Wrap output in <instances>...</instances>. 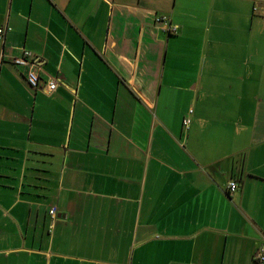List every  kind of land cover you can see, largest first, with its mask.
I'll use <instances>...</instances> for the list:
<instances>
[{
	"label": "crops",
	"instance_id": "crops-1",
	"mask_svg": "<svg viewBox=\"0 0 264 264\" xmlns=\"http://www.w3.org/2000/svg\"><path fill=\"white\" fill-rule=\"evenodd\" d=\"M0 27V264H259L264 0H0Z\"/></svg>",
	"mask_w": 264,
	"mask_h": 264
},
{
	"label": "built area",
	"instance_id": "built-area-1",
	"mask_svg": "<svg viewBox=\"0 0 264 264\" xmlns=\"http://www.w3.org/2000/svg\"><path fill=\"white\" fill-rule=\"evenodd\" d=\"M257 9H254L256 12ZM156 25L160 27V29L167 33L168 35H176L178 33V27L173 25L167 16H159L155 19ZM10 29L7 27H0V39H3L5 33ZM12 65L17 68H23L25 71V80L27 82L28 87L33 90L41 89L42 92L46 95H51L57 89V82L53 79H47L46 81H41L40 78V67L37 65L36 60L33 57V54L24 48L21 49L20 55L13 57L11 59ZM183 126L185 129H188L190 126V120L185 119L183 121ZM237 189L236 181H231L227 186V193L229 195L233 194ZM49 215L51 220H54L56 216V211L54 208L50 209ZM256 262L259 264L264 263V241L258 247L256 254L254 256Z\"/></svg>",
	"mask_w": 264,
	"mask_h": 264
},
{
	"label": "rangeland",
	"instance_id": "rangeland-1",
	"mask_svg": "<svg viewBox=\"0 0 264 264\" xmlns=\"http://www.w3.org/2000/svg\"><path fill=\"white\" fill-rule=\"evenodd\" d=\"M172 24H173V23H172ZM173 25H174V24H173ZM175 26H177V25H175ZM177 27H178V26H177ZM167 88H168V87L165 85V86H164V89H167ZM191 88H192V87L190 86L189 89L192 90ZM233 88H234V87H233ZM205 90H207V87H206ZM177 97H178V96H177ZM203 97H204V96H203ZM207 97H212V95H209V96H207Z\"/></svg>",
	"mask_w": 264,
	"mask_h": 264
}]
</instances>
